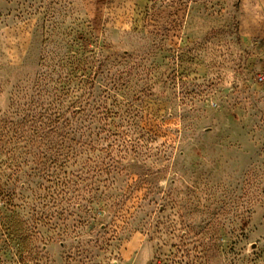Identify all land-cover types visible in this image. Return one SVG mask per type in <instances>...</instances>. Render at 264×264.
I'll use <instances>...</instances> for the list:
<instances>
[{
	"label": "rangeland",
	"instance_id": "obj_1",
	"mask_svg": "<svg viewBox=\"0 0 264 264\" xmlns=\"http://www.w3.org/2000/svg\"><path fill=\"white\" fill-rule=\"evenodd\" d=\"M0 264H264V0H0Z\"/></svg>",
	"mask_w": 264,
	"mask_h": 264
}]
</instances>
